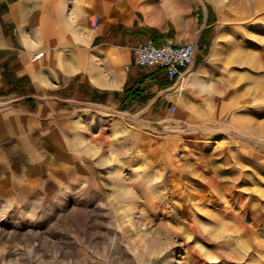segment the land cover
Segmentation results:
<instances>
[{"label":"rangeland","instance_id":"rangeland-1","mask_svg":"<svg viewBox=\"0 0 264 264\" xmlns=\"http://www.w3.org/2000/svg\"><path fill=\"white\" fill-rule=\"evenodd\" d=\"M35 1L216 17L173 113L0 114V264H264V0Z\"/></svg>","mask_w":264,"mask_h":264},{"label":"crops","instance_id":"crops-1","mask_svg":"<svg viewBox=\"0 0 264 264\" xmlns=\"http://www.w3.org/2000/svg\"><path fill=\"white\" fill-rule=\"evenodd\" d=\"M116 13L114 7L102 19L94 15L99 21L93 28V17L88 22L85 11L76 22L70 8L47 10L35 0H0V114L52 116L69 125L84 108L146 114L147 122L154 113L171 112L175 95L169 90L188 73L199 72L197 55L208 53L216 14L200 8L182 21L165 17L149 24L136 15L119 22ZM147 41L197 46L193 65L174 87L164 69L134 64L133 48ZM38 52L43 55L34 60Z\"/></svg>","mask_w":264,"mask_h":264},{"label":"built area","instance_id":"built-area-1","mask_svg":"<svg viewBox=\"0 0 264 264\" xmlns=\"http://www.w3.org/2000/svg\"><path fill=\"white\" fill-rule=\"evenodd\" d=\"M98 17H93L91 26L98 24ZM197 46L194 43H165L160 46L153 45L150 41L135 46L132 50L134 64L139 67H159L165 70L166 77L173 84L177 82L182 72L194 63ZM43 55L38 52L33 59L36 60ZM171 113L175 106H171Z\"/></svg>","mask_w":264,"mask_h":264},{"label":"bare ground","instance_id":"bare-ground-1","mask_svg":"<svg viewBox=\"0 0 264 264\" xmlns=\"http://www.w3.org/2000/svg\"><path fill=\"white\" fill-rule=\"evenodd\" d=\"M189 74V75H188ZM186 76L188 77V76H191L192 74L191 73H188ZM194 74V73H193ZM186 76H184V78H183V82L185 81V78H186ZM194 81V83L197 81V77H195L194 79H193ZM182 81V80H181ZM183 82H181V83H183ZM180 83V84H181ZM180 89H181V86L180 87H177V89L176 88H174V89H170L169 90V92L171 93V94H176V93H178L179 91H180ZM180 93V92H179Z\"/></svg>","mask_w":264,"mask_h":264}]
</instances>
